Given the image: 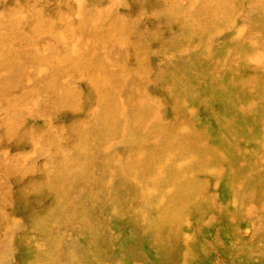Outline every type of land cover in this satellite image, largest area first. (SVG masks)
I'll return each instance as SVG.
<instances>
[{"label": "rangeland", "instance_id": "374dc122", "mask_svg": "<svg viewBox=\"0 0 264 264\" xmlns=\"http://www.w3.org/2000/svg\"><path fill=\"white\" fill-rule=\"evenodd\" d=\"M0 264H264V0H0Z\"/></svg>", "mask_w": 264, "mask_h": 264}, {"label": "bare ground", "instance_id": "6f19581e", "mask_svg": "<svg viewBox=\"0 0 264 264\" xmlns=\"http://www.w3.org/2000/svg\"><path fill=\"white\" fill-rule=\"evenodd\" d=\"M174 124V123H173ZM165 173V172H164ZM162 174V173H161ZM224 186V185H223ZM223 196V195H222ZM227 196V195H226Z\"/></svg>", "mask_w": 264, "mask_h": 264}]
</instances>
